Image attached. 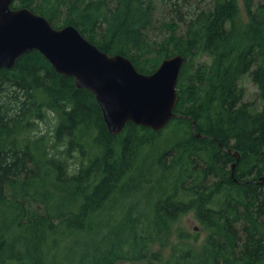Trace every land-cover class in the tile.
<instances>
[{
    "label": "trees",
    "instance_id": "16d2710c",
    "mask_svg": "<svg viewBox=\"0 0 264 264\" xmlns=\"http://www.w3.org/2000/svg\"><path fill=\"white\" fill-rule=\"evenodd\" d=\"M12 8L145 75L180 55L181 118L112 135L94 96L39 52L0 70V264H264V0ZM247 76L261 109L243 101Z\"/></svg>",
    "mask_w": 264,
    "mask_h": 264
},
{
    "label": "water",
    "instance_id": "95a60500",
    "mask_svg": "<svg viewBox=\"0 0 264 264\" xmlns=\"http://www.w3.org/2000/svg\"><path fill=\"white\" fill-rule=\"evenodd\" d=\"M13 2L0 0V70H11L26 53L39 52L55 72L94 96L112 135L129 123L158 133L181 118L174 113L183 66L180 55L164 59L155 72L145 75L129 59L97 49L74 27L54 28L29 9H13ZM227 154L235 159L233 170L240 156L232 150ZM259 182L264 183V177Z\"/></svg>",
    "mask_w": 264,
    "mask_h": 264
},
{
    "label": "rangeland",
    "instance_id": "374dc122",
    "mask_svg": "<svg viewBox=\"0 0 264 264\" xmlns=\"http://www.w3.org/2000/svg\"><path fill=\"white\" fill-rule=\"evenodd\" d=\"M239 84L244 89V94H245L244 100H243L244 103L254 105L255 109H261L263 106V102L260 100L257 88L251 82L250 78L248 76L243 78ZM185 224H187V227L190 230L191 229L193 230L195 227V223L192 221L191 216H189L188 218H185ZM195 230H197V228Z\"/></svg>",
    "mask_w": 264,
    "mask_h": 264
},
{
    "label": "bare ground",
    "instance_id": "6f19581e",
    "mask_svg": "<svg viewBox=\"0 0 264 264\" xmlns=\"http://www.w3.org/2000/svg\"><path fill=\"white\" fill-rule=\"evenodd\" d=\"M179 81V80H178ZM167 127V126H166Z\"/></svg>",
    "mask_w": 264,
    "mask_h": 264
}]
</instances>
